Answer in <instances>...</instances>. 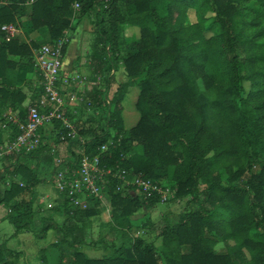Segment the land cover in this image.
<instances>
[{"label":"trees","instance_id":"obj_1","mask_svg":"<svg viewBox=\"0 0 264 264\" xmlns=\"http://www.w3.org/2000/svg\"><path fill=\"white\" fill-rule=\"evenodd\" d=\"M83 18L90 23V87L57 83L62 95L80 98L64 111L76 135L66 136L56 120L39 129L36 148L0 160V221L14 228L0 239V264H18L21 251L11 238L34 231L42 238L48 230L56 238L42 248L40 264H264V0H0V144L19 132L9 112L22 121L43 95L33 55L41 39L29 35L46 33L45 44L53 45L67 33L64 54ZM5 23L28 41H7ZM127 25L139 32L123 43ZM121 67L125 80L116 82ZM27 68L35 69V83L26 81ZM131 87L138 89V118L127 128L122 101ZM62 143L67 157L57 164ZM104 144L103 165L172 182L169 201L182 202L178 214L136 225L132 216L160 201L117 189L116 178L107 186L108 231L95 240L86 232L99 200L83 209L60 193L50 206H33L42 164L52 163V173L76 167ZM219 240L223 251L215 250ZM86 247L103 254L88 256Z\"/></svg>","mask_w":264,"mask_h":264},{"label":"built area","instance_id":"obj_2","mask_svg":"<svg viewBox=\"0 0 264 264\" xmlns=\"http://www.w3.org/2000/svg\"><path fill=\"white\" fill-rule=\"evenodd\" d=\"M73 6L76 9L79 3L75 1ZM1 30L8 41L16 37L21 29L15 24L5 23L1 26ZM68 38L69 36L65 35L53 45L41 44L34 50L35 65L42 77L43 95L39 104L27 106L25 118L22 121L9 112V119L18 127L19 132L13 139L0 144V160L4 155L36 148L40 142L39 129L56 120L60 121L62 127L67 130L66 136L76 135L75 128L64 111L71 102L80 98L75 93L62 95L57 86L63 62L62 49L69 41ZM60 139H65L64 133H60ZM107 149L108 145L104 144L99 148V154L93 156L83 154L76 167L64 165L53 173L52 180L59 193L66 194L74 206L86 208L90 198L103 200L107 194L110 178H116L119 181L120 186L117 185V189L138 191L146 201L150 197L157 196L160 202H165L172 195L168 187L141 174L129 177L125 169L118 167L114 169L103 165L100 155ZM55 160L57 164L61 161L60 158Z\"/></svg>","mask_w":264,"mask_h":264},{"label":"rangeland","instance_id":"obj_3","mask_svg":"<svg viewBox=\"0 0 264 264\" xmlns=\"http://www.w3.org/2000/svg\"><path fill=\"white\" fill-rule=\"evenodd\" d=\"M28 10H29L28 6H26L25 14L22 16L23 19L27 18ZM89 29H90V23L88 22L87 18H83L81 22L78 25H76L74 29V32L77 31L75 35V41L78 40V43L80 44V48H81V55L79 56V60L76 59L74 61L75 67H78L77 62H79L81 59H85V52L88 48V44H87L88 37H90V34L88 33ZM138 32H139L138 27L133 26V25H129V26L127 25L125 28V32L122 35L123 43L125 41H129L137 37ZM80 34L82 35L81 40H79ZM66 35L68 34L66 33ZM16 37H19V39H22V40L25 39L24 38L25 35L22 32V30H20V33ZM39 38L41 39V41L38 44L47 43L44 41L48 39V36L46 33L41 34ZM69 69H71V67H69ZM66 72L67 71H64V73ZM65 75L69 76V72L68 74H65ZM114 77H115L114 80L116 82L125 80V74H124L122 67L117 72H115ZM88 79H90V77ZM137 91L138 89L136 87L129 88V90L125 94V97L122 101L123 109L125 108V110H122V117L124 121V126L127 128L132 126L138 118V114L134 108V99L136 97ZM76 106H77V101H73L67 107L71 110H74ZM58 148H59L57 151L58 154H56V156L58 158L67 157L65 144L62 143L61 145H58ZM49 165L52 166V163L50 164L44 163L41 165V172L39 176L43 179V181L36 187V192L33 198L34 207H36L41 202L45 203L47 206H50L54 201L59 200L60 193L55 183L52 180L53 173H52V168H50ZM163 186L168 187L172 195L165 202H160L153 209H148L143 205L132 216V220L134 221L136 225L143 224L148 221H151L152 223H158L161 221V219L164 216H166L169 219H172L182 209L181 208L182 202L176 201L172 203L169 201L170 198L173 197L174 191H175V186L172 185V182L165 183L163 184ZM128 193L133 194L135 193V190H129ZM94 204L95 203L91 201L88 203V206L92 207ZM98 208L100 210V213L97 216L92 218L93 220L92 228L87 230L86 232L87 240H90V239L95 240L98 238L99 232L108 231L106 227L102 226V224L110 220L109 211L111 209V205H110L108 194H106L103 200H99ZM5 210H6L5 207H2V206L0 207V217H3L5 215ZM1 225L3 226V231L0 230V239H2L3 236L10 235L14 231L13 226L6 221L4 223L2 222ZM39 226L40 224H38L37 222L35 226L36 229ZM35 232L37 231H34V233L19 234L18 236L11 238V240L9 241V244L12 247H16L17 249L21 251L18 264H40L41 263L40 256L44 253L42 248L48 247L49 244L52 241H54L56 238L55 233L51 230H48L42 238L38 237V235H36ZM105 238L110 240L111 234L106 235ZM229 243H231V241H229ZM155 245L158 247L161 245L160 238H158L155 241ZM224 248H225V245L220 240L215 245L216 251H223ZM85 251L87 252L88 256H92V257H98L103 254L102 250H94V249H91L90 247H86Z\"/></svg>","mask_w":264,"mask_h":264},{"label":"crops","instance_id":"obj_4","mask_svg":"<svg viewBox=\"0 0 264 264\" xmlns=\"http://www.w3.org/2000/svg\"><path fill=\"white\" fill-rule=\"evenodd\" d=\"M76 32H74L73 37L71 38L69 44L66 47V50L63 54V62H62V68L60 70V74H59V84L63 85L64 87L67 86H77V90L79 91H83L86 90L90 87V83L91 80L88 79L89 75L88 72L86 70V60L85 59H81L78 63V67H75V60L81 55V48H80V44L78 43V40L75 41V35ZM40 36V34L38 32H33L29 35L30 38H38ZM26 41H28V39L26 37H24ZM82 39V35L80 34L79 40ZM69 67H71V69H69ZM69 70V71H68ZM64 71H67L66 73H64ZM69 72V76L65 75L68 74ZM30 75V77H29ZM79 76V78H78ZM36 73H35V69L31 68H27L26 71V81H30L33 80L34 83L36 82ZM77 77V79H76ZM20 79V78H19ZM32 81V82H33ZM136 98V97H135ZM135 101V99H134ZM125 110V108L123 109ZM10 110H8L9 112ZM11 112V111H10ZM75 112V111H74ZM59 149V148H58ZM2 222L4 223L5 221H0V230L3 231V226L1 225ZM8 236V235H7ZM5 237V236H4Z\"/></svg>","mask_w":264,"mask_h":264}]
</instances>
